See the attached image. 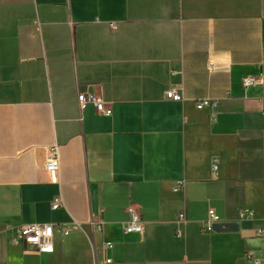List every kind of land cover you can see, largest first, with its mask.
Segmentation results:
<instances>
[{
  "label": "crops",
  "instance_id": "1",
  "mask_svg": "<svg viewBox=\"0 0 264 264\" xmlns=\"http://www.w3.org/2000/svg\"><path fill=\"white\" fill-rule=\"evenodd\" d=\"M84 91L112 114L80 109ZM30 223L54 226L51 252L15 240ZM248 255L264 264V0H0V264Z\"/></svg>",
  "mask_w": 264,
  "mask_h": 264
},
{
  "label": "built area",
  "instance_id": "2",
  "mask_svg": "<svg viewBox=\"0 0 264 264\" xmlns=\"http://www.w3.org/2000/svg\"><path fill=\"white\" fill-rule=\"evenodd\" d=\"M114 28V26H112ZM262 82L260 77H245L241 80V86L246 89L247 87L260 84ZM164 97L171 101L182 100L180 94L175 88H169L164 92ZM77 104L80 109L85 108L86 105L90 104L94 107L96 112L100 115L110 116L112 114L111 108L105 104L101 97L95 95L90 91L78 92L77 93ZM197 109H202L205 107H216V103L209 100L197 101L195 103ZM215 165H212V170H214ZM45 170L49 175L50 182L53 184H58V173H59V148L56 144L51 145L46 153L45 160ZM177 188L174 189L176 191ZM61 205V199L58 197L53 200L51 204L52 209H56ZM129 214V221L124 225L123 230L125 233H142V223L138 212L133 206L127 208ZM179 221H183V215L178 216ZM219 217L215 214L213 210H208L207 217L204 221L205 227L211 224L219 222ZM91 226L101 230L102 222L101 220L91 222ZM55 228L51 224L42 223H30L22 226H18L15 229V240L24 244L25 246H32L39 252H51L52 251V237ZM259 233H261L259 231ZM105 247H110V243L104 244ZM248 264H261V260L258 258H253L248 255ZM109 262V260H106Z\"/></svg>",
  "mask_w": 264,
  "mask_h": 264
}]
</instances>
